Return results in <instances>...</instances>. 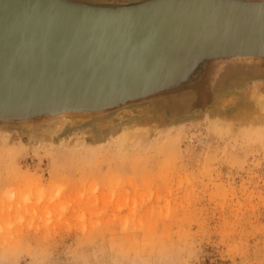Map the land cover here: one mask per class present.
Here are the masks:
<instances>
[{
	"label": "rangeland",
	"instance_id": "1",
	"mask_svg": "<svg viewBox=\"0 0 264 264\" xmlns=\"http://www.w3.org/2000/svg\"><path fill=\"white\" fill-rule=\"evenodd\" d=\"M31 1L0 6L110 15L133 0ZM260 58L189 59L92 121L1 126L0 264H264Z\"/></svg>",
	"mask_w": 264,
	"mask_h": 264
},
{
	"label": "water",
	"instance_id": "2",
	"mask_svg": "<svg viewBox=\"0 0 264 264\" xmlns=\"http://www.w3.org/2000/svg\"><path fill=\"white\" fill-rule=\"evenodd\" d=\"M83 1L89 3L88 0ZM183 1L185 0H150L141 3L133 0L118 4L123 6L124 10L110 15L78 14L61 11L59 8L45 12L26 11L25 6L18 8L0 6V57L5 58L1 63L5 72L0 73V117L20 120L16 123H3L4 125L0 127L35 130L54 123L56 126L63 125L66 119L74 123L92 121L108 113L101 111L99 107L104 108L110 104L149 94L162 83L179 77L189 59L226 58L235 63H249L260 61V57H264V0H230L232 3H227V0H193L192 5L183 4ZM239 2L246 5L239 6ZM66 3L64 2L65 5ZM7 15L10 16L5 17ZM16 15H21L27 23L35 22L36 26L28 27L26 22L11 21L17 17ZM59 18L77 23L67 28L77 35L79 43L76 41L67 43L59 35H39L38 39L48 38V42L39 43L40 46H53L55 49L53 55H49L54 58L49 60L51 62L46 66L48 68L43 66L45 73L41 76L35 75L30 71L31 68L35 72L41 69L39 60L42 53L34 50L38 43L27 40L30 39L31 33H37L36 31L41 28L40 24H52ZM142 23H150V30L149 27L147 32L139 29L141 33L133 36L129 35L131 32L128 31L124 43L116 36L98 37L96 33L94 34L96 37L80 42L87 31L107 30L124 25L132 27ZM151 32L155 34L148 35ZM183 40L189 44L179 45L178 51L174 46ZM127 44L132 49L136 46L144 48L143 55H136L140 61L138 65L125 64L124 61L121 63L118 57L115 59L114 55L117 54L115 49H121ZM96 49L98 50L95 55L89 54ZM56 52L64 55L61 66L65 69L56 68L58 67L56 63L61 64L55 58L58 57ZM176 54L178 58L172 59L171 55ZM69 56L74 61L65 59ZM17 57L20 65H17V70L14 71L9 64ZM129 59L133 63L134 58L130 55L124 60ZM127 66L129 68L124 75ZM116 69L122 71H115ZM137 69H144L142 72L148 73L146 76L148 78L143 82L135 83L134 79L145 74L130 76ZM119 73L121 75H118ZM124 76L129 77L120 80ZM53 80H56V84H53L56 85V92L73 93L54 99L52 93L46 96L38 92L45 88L44 86L51 85L48 83ZM83 80L90 85L83 87L82 82L88 84ZM82 91L90 92L80 94ZM92 92L101 93L91 94ZM81 95H86V99L81 98ZM78 103L82 105V109L78 107L62 109L63 106ZM170 103L174 105L171 100ZM57 107H60V110H57ZM97 107L99 109L94 111L93 109Z\"/></svg>",
	"mask_w": 264,
	"mask_h": 264
},
{
	"label": "bare ground",
	"instance_id": "3",
	"mask_svg": "<svg viewBox=\"0 0 264 264\" xmlns=\"http://www.w3.org/2000/svg\"><path fill=\"white\" fill-rule=\"evenodd\" d=\"M227 3H232V2H227ZM239 6H245L246 4H242L241 2L238 3ZM30 7H33V8H26V11H51L50 8L48 9H41V10H38L36 5H33V6H30ZM39 13V12H37ZM10 15H7L5 17H9ZM17 17L15 19H18V20H11V21H15L17 23H24L26 22V20H23L21 18V15H16ZM4 17V18H5ZM68 19H71L69 17H66ZM3 19V18H2ZM66 19V20H68ZM76 20V19H74ZM58 21V22H57ZM27 23V22H26ZM79 23V22H78ZM28 24V27H34L36 26V23L34 22L33 24L31 23H27ZM74 24H77L75 23L74 21H65L64 18H59V20H56V22H53L52 24H40L39 26L41 28H39L36 32L37 33H31L30 34V39H28L27 41H30V42H36L35 44L38 43V46L36 49H34L36 52L38 53H42V58H40L39 62L41 64V69L36 71L38 73H36L33 68H31V71L33 74L35 75H39L41 76L42 74H44V69H43V66L45 68H48L46 67L48 63H50L51 61H49L50 59L54 58V57H49V55H53V51L55 49V47L51 46V47H44V46H40L41 44H46L48 42V38H43L42 39H38L39 35H45V34H52L54 36L56 35H59L61 36L64 41H66L67 43H71L73 41H76L77 43H79V41L77 40V35L75 36V34H73V32H71L68 28L69 26H74ZM130 24V23H129ZM80 25V24H79ZM27 26V25H25ZM57 26V28H56ZM63 26H66V27H63ZM68 27V28H67ZM144 27H147V28H144ZM149 27V30H150V27H151V24L150 23H142V24H137L136 26H129V25H124V26H121V27H117V28H112V29H100V30H96V31H87L83 34V39L80 40V42H85L87 41V39H92L93 37H96V35H94L95 33L97 34V36H101V37H109V36H112V38H114L116 36V38L118 39H121L122 40V43L125 42L124 38L127 36L128 34V31H130L131 33L129 35L133 36V35H138L140 34V30L139 29H143L147 32V29ZM22 28V27H21ZM23 28H26V27H23ZM71 29V28H70ZM125 29V30H124ZM152 30H154V28H152ZM106 34V35H105ZM155 33L151 32V33H148V35H154ZM145 37H147L145 35ZM27 39V38H26ZM146 38H144L145 40ZM38 41V42H37ZM52 42V39L49 40V43ZM41 43V44H39ZM180 44H178L177 46L175 45L174 47H177L178 48V51L180 50V47L179 45H185V44H189L187 41H180L179 42ZM149 49V48H148ZM175 49V48H172V50ZM98 49L96 50H93L91 53L89 52L90 55H95V52H97ZM112 50V49H111ZM117 51V54L114 55L115 56V59L117 60V57L119 58V61L122 63V61L125 62V64H136L138 65L140 62L137 58V56H141L144 54V48H139L138 46H136L135 48L132 49V47L127 44V45H123V47L121 49H115ZM146 52V50H145ZM131 56L134 58V61L133 63L130 62V59L128 61H125L124 59L127 58V56ZM137 55V56H136ZM56 56L58 57H55L57 61L61 62V64L59 63H56L58 65V69H65L63 66H61L64 62V55L60 54V53H57L56 52ZM158 56V55H157ZM171 57H173L172 59L174 58H178L177 54L176 55H171ZM5 59V58H4ZM3 57H0V73H3L5 72V69L4 66L1 65V63L4 61ZM66 60H72L74 61V59L70 58L69 57H65ZM19 58H14L13 61L9 64V66L11 67V69H13L14 71L17 70V65H20L18 62ZM54 60V61H56ZM32 61V60H31ZM9 62V60H8ZM162 61H161V65H162ZM33 63H31V67H32ZM70 67V66H69ZM114 67V66H113ZM141 66H138V68H140ZM115 68V67H114ZM129 68V66H127L124 71L126 72H123V74L125 75L127 73V69ZM144 69H137L136 71L132 72L130 75L131 77L133 76H136V75H140V76H143V74H145L143 77H139V78H136L134 79V82L137 83V82H143L147 76V72H142ZM115 71H122V70H118L116 69ZM29 72V71H28ZM62 73V72H61ZM29 74V73H28ZM118 75H121V73H119ZM125 77H129V76H124L122 79L120 80H123ZM148 78V77H147ZM146 78V79H147ZM117 79H119L117 77ZM84 82L88 83L86 80H83ZM40 82V81H39ZM82 82V81H81ZM42 83V82H40ZM48 84H51V85H47V86H44L45 88H41L40 90H38V92H42V94L46 95V96H49V93H52L54 94L53 95V98L54 99H58V98H61L63 97L65 94H69V93H73V92H65V93H59V92H56V85H53V84H56V80H53V82H49ZM87 85H90L89 83L88 84H84L82 82V86L85 87ZM49 89H54V90H49ZM49 90V91H48ZM88 92L90 91H82L80 92V94H87ZM101 92H92L91 94H100ZM104 94V93H102ZM38 97V95H37ZM81 98H85L86 99V95H81ZM56 101V100H55ZM76 104V103H75ZM67 107H74V108H77L78 109H82V105H67V106H63V108H67ZM100 110H102L101 107H99ZM98 107L97 108H94L93 110H98L99 109ZM2 109V108H1ZM57 110H60V107H57ZM24 115V114H23ZM32 115H35V114H32ZM27 116H30V114H27ZM0 120H5V119H2V117H0ZM11 120V119H9Z\"/></svg>",
	"mask_w": 264,
	"mask_h": 264
},
{
	"label": "trees",
	"instance_id": "4",
	"mask_svg": "<svg viewBox=\"0 0 264 264\" xmlns=\"http://www.w3.org/2000/svg\"><path fill=\"white\" fill-rule=\"evenodd\" d=\"M218 263H221V261H217ZM203 264H217V263H209L208 261H204Z\"/></svg>",
	"mask_w": 264,
	"mask_h": 264
},
{
	"label": "flooded vegetation",
	"instance_id": "5",
	"mask_svg": "<svg viewBox=\"0 0 264 264\" xmlns=\"http://www.w3.org/2000/svg\"><path fill=\"white\" fill-rule=\"evenodd\" d=\"M262 76L264 77V62L262 63Z\"/></svg>",
	"mask_w": 264,
	"mask_h": 264
}]
</instances>
